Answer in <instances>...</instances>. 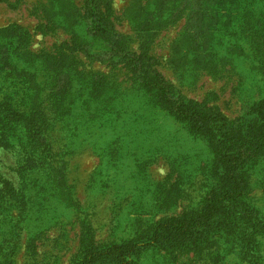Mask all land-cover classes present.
Segmentation results:
<instances>
[{
    "label": "trees",
    "instance_id": "obj_1",
    "mask_svg": "<svg viewBox=\"0 0 264 264\" xmlns=\"http://www.w3.org/2000/svg\"><path fill=\"white\" fill-rule=\"evenodd\" d=\"M195 1L196 5L193 0H136L125 9L139 35L136 49L128 46L127 35L112 19L114 0H84L82 6L74 0H46L47 20L38 28L63 29L70 35L69 41L53 50H34L33 36L21 24L0 28V147L19 146L26 154L18 167L19 176L34 165L36 157L57 165V171L66 166L40 109L46 101L57 108L60 104L54 102L55 95L72 91L77 92L87 113L97 114L93 118L100 127L110 124L104 142L110 140L114 151L121 149L126 136L132 134L129 128L139 120L132 118L133 110L128 117L121 114L123 95L147 101L155 108L150 118L160 123L165 117L178 119L186 131L206 138L213 154L206 166L205 175L210 179L202 184L201 207H193L179 218L152 222L129 241L99 245L93 233L84 230L81 256L72 264H175L176 253L190 251L194 253L191 264L195 259L204 264H264V210L250 197L255 183L264 185V0ZM197 13H202L204 24L200 34L188 27ZM183 18L186 25L171 46L169 65L189 83H196L204 72L216 78L233 75L238 89L251 82L255 90L244 99L240 116L231 119L210 105L215 92L201 101L180 94L158 69L159 61L152 52L155 40ZM81 56L89 64L106 63L116 74L124 68L131 73L134 89H118L120 83L110 82L109 74L87 69ZM29 99H34L31 106L26 103ZM73 187L69 185L67 192ZM178 189L177 185L173 188ZM172 196L171 191L167 199ZM24 197L0 173V223L14 225L9 208L19 209L17 224L11 226L16 236L20 233L15 229L21 232L25 226ZM168 239L172 240L169 247ZM7 241V248L14 247L11 252L4 250L7 259L1 264H14L20 241ZM26 248L35 253V237L27 239ZM145 248L165 252L145 261Z\"/></svg>",
    "mask_w": 264,
    "mask_h": 264
},
{
    "label": "rangeland",
    "instance_id": "obj_2",
    "mask_svg": "<svg viewBox=\"0 0 264 264\" xmlns=\"http://www.w3.org/2000/svg\"><path fill=\"white\" fill-rule=\"evenodd\" d=\"M74 1L79 6L84 2ZM135 1L114 0L112 17L117 29L127 35L128 46L133 49L140 45V40L125 9ZM193 2L196 5V1ZM47 7L46 0H0V28L13 22L21 24L32 34L34 50H53L69 41L70 35L63 29L50 31L45 28L43 31L38 28L46 23L44 11ZM184 25L185 18L157 36L152 52L159 61L158 69L180 94L201 101L208 93L215 92L217 96L212 98L210 105H216L231 119L240 116L244 99L255 90L251 82H247L245 89H238L235 76L216 78L204 72L196 83H189L169 65L171 46ZM203 25L202 13H197L191 17L188 27L200 34ZM81 58L87 69L109 74L110 82L120 83L118 89H134L131 73L124 68L116 74L106 63L89 64L83 56ZM77 96L75 91L56 94L54 102H59L60 106L51 107L46 101L40 109L48 119L45 125L52 134L54 146L62 149V159L67 161L66 166L62 165L65 173L57 171V165L36 157L32 159L34 165L27 166L25 175L19 176L18 167L24 163L26 154L18 149L19 146L14 149L0 147V173L18 187L19 192H24L27 206L24 229L21 232L15 229L19 236L13 235L11 230L19 219V209L9 208L14 225L11 221L0 223V264L7 259L4 250L11 252L14 247L7 248L5 239L10 244L20 241L14 264H72L81 256L80 239L84 230L92 232L99 245L129 241L132 235H138L152 222L179 218L193 207L203 205L205 189L202 184L206 178L210 179L205 172L213 157L206 138L192 135L173 117H165L162 123L155 117L150 118L155 108L147 101L122 95L121 114L128 117V112L133 110L132 118L139 120L129 128L132 134L126 136L121 149L114 151L110 140L104 142L106 131L111 130L110 124L100 127L94 119L97 114L90 110L87 113ZM33 101L29 99L26 103L31 106ZM69 185L74 186L71 192H67ZM176 185L179 189L173 190ZM171 191L173 196L168 200ZM250 197L264 210L262 183H255ZM31 236L35 237V253L26 248V241ZM171 243L168 239L167 246ZM156 250L143 249L144 260L165 252ZM176 254L175 264H191L194 259L193 251ZM193 264H204V261L195 259Z\"/></svg>",
    "mask_w": 264,
    "mask_h": 264
}]
</instances>
